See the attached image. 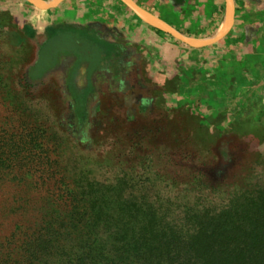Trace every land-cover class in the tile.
I'll use <instances>...</instances> for the list:
<instances>
[{
	"label": "rangeland",
	"instance_id": "rangeland-1",
	"mask_svg": "<svg viewBox=\"0 0 264 264\" xmlns=\"http://www.w3.org/2000/svg\"><path fill=\"white\" fill-rule=\"evenodd\" d=\"M174 1L184 16L226 6ZM19 3L0 0V241L19 224L61 220L54 210L69 208L70 196L80 207L98 196L102 207L157 209L205 264H264V62L242 39L220 43L236 3L221 34L189 41L214 45L211 59L198 55L188 74L181 62L180 80L161 82L119 48L81 112L61 67L48 70L55 56L41 52L34 65L27 44H7L4 33L35 7Z\"/></svg>",
	"mask_w": 264,
	"mask_h": 264
},
{
	"label": "crops",
	"instance_id": "crops-1",
	"mask_svg": "<svg viewBox=\"0 0 264 264\" xmlns=\"http://www.w3.org/2000/svg\"><path fill=\"white\" fill-rule=\"evenodd\" d=\"M11 1L20 5V0ZM34 1L47 6H33L17 28L4 33L5 40L12 47L27 44L26 57L34 65L45 58L44 54L50 58L55 56L48 70L52 72L56 67L67 70V82L69 77H74L77 67L80 68V83L89 82L88 77L94 82L97 71L117 59L119 48L130 52L140 67L144 65L147 71L149 68L155 70L152 77L157 73L161 76L155 78L156 81H175V77H182L181 62L189 63L188 74L190 63L198 55L212 58L214 45L197 48L190 42L208 40L229 27L218 33L226 14L227 0L224 9L219 2L207 17L180 14V5L174 0ZM232 3H236L237 8L234 29L230 34L227 30L220 43L242 39V50H254L251 51L255 62H264V43L257 42L264 39V0H232ZM14 11L18 13L19 9L13 8L10 12ZM178 35L187 41L183 42ZM249 36H252V48H248L246 41V38L250 40ZM147 79L151 82L149 75Z\"/></svg>",
	"mask_w": 264,
	"mask_h": 264
},
{
	"label": "trees",
	"instance_id": "trees-1",
	"mask_svg": "<svg viewBox=\"0 0 264 264\" xmlns=\"http://www.w3.org/2000/svg\"><path fill=\"white\" fill-rule=\"evenodd\" d=\"M99 198H84L87 207H80L70 196L69 208L54 210L64 213L61 220L17 225L0 241V264H205L188 232L181 235L157 209L102 207Z\"/></svg>",
	"mask_w": 264,
	"mask_h": 264
},
{
	"label": "flooded vegetation",
	"instance_id": "flooded-vegetation-1",
	"mask_svg": "<svg viewBox=\"0 0 264 264\" xmlns=\"http://www.w3.org/2000/svg\"><path fill=\"white\" fill-rule=\"evenodd\" d=\"M112 61V60H111ZM113 62V61H112ZM110 64V63H109ZM62 69V82L67 84L68 88L70 89L71 91V96L73 99H76V100H82V98L84 99L83 102H79L81 104H79L78 106H76L77 108V111H83L85 109V105H86V100L89 98V95H90V88L88 89V91H86L87 87H90V84L92 82H90V80H92V77H88V81L89 82H79V78L80 77V68L77 67L75 68L76 70V73L73 75L74 77H69V82H67V78H68V75L66 73L67 70H64L63 68ZM93 84V83H92Z\"/></svg>",
	"mask_w": 264,
	"mask_h": 264
},
{
	"label": "bare ground",
	"instance_id": "bare-ground-1",
	"mask_svg": "<svg viewBox=\"0 0 264 264\" xmlns=\"http://www.w3.org/2000/svg\"><path fill=\"white\" fill-rule=\"evenodd\" d=\"M36 1L40 2L39 0H36ZM53 3H55V2L53 1ZM231 11H232V0H227L226 14H225L223 23L220 25V27L218 29V32L222 31L225 28V26H227L228 23L230 22L231 16H232Z\"/></svg>",
	"mask_w": 264,
	"mask_h": 264
},
{
	"label": "water",
	"instance_id": "water-1",
	"mask_svg": "<svg viewBox=\"0 0 264 264\" xmlns=\"http://www.w3.org/2000/svg\"><path fill=\"white\" fill-rule=\"evenodd\" d=\"M31 3H33L34 5H36L37 7H40V8H43V7H45V6H47L46 4H44V5H41V4H38V3H36L34 0H29ZM152 17V16H151ZM153 19H155L154 17H152ZM156 20V19H155ZM163 28H165L166 30H170L165 24H163V23H161L160 21H158V20H156ZM227 30V29H226ZM226 30H224V33H225V31Z\"/></svg>",
	"mask_w": 264,
	"mask_h": 264
}]
</instances>
